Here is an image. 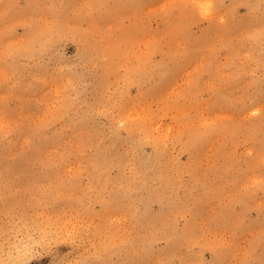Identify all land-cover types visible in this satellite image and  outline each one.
<instances>
[{
    "label": "rangeland",
    "instance_id": "374dc122",
    "mask_svg": "<svg viewBox=\"0 0 264 264\" xmlns=\"http://www.w3.org/2000/svg\"><path fill=\"white\" fill-rule=\"evenodd\" d=\"M0 264H264V0H0Z\"/></svg>",
    "mask_w": 264,
    "mask_h": 264
}]
</instances>
